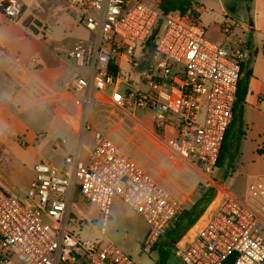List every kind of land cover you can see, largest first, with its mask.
Listing matches in <instances>:
<instances>
[{"label": "built area", "instance_id": "built-area-1", "mask_svg": "<svg viewBox=\"0 0 264 264\" xmlns=\"http://www.w3.org/2000/svg\"><path fill=\"white\" fill-rule=\"evenodd\" d=\"M62 1L90 35L67 51L76 73L65 93L84 108L103 104L127 115L148 110L150 129L133 118L139 133L147 132L172 163L210 173L233 120L247 41H209L201 4L164 14L161 0ZM0 12L20 25L24 4L0 0ZM236 25L227 20L224 34H233ZM151 38L152 53L145 47ZM139 45L145 89L127 84L120 90L110 65L133 58ZM95 143L87 162L68 156L62 168L38 164L25 203L0 180V264H135L106 238L115 195L148 225L145 252L175 223L182 202L108 137L96 132ZM212 207L196 234L177 242L176 257L183 264H264V177L256 178L245 199L217 186ZM82 227L102 240L73 233Z\"/></svg>", "mask_w": 264, "mask_h": 264}, {"label": "crops", "instance_id": "crops-1", "mask_svg": "<svg viewBox=\"0 0 264 264\" xmlns=\"http://www.w3.org/2000/svg\"><path fill=\"white\" fill-rule=\"evenodd\" d=\"M218 1L223 7L225 5L236 6L229 10L226 7L222 8V14L226 19L233 18L240 21H236L237 25L230 37H224L223 25L220 27L222 31L220 44L229 46L237 36H241L248 43L249 59L251 58V63H244L247 69H251L252 76L248 81L245 98L244 136L240 144L239 163H237L239 171L231 178H235V184L238 183L237 187H241L237 176L245 175V166H253L264 157V0ZM22 2L24 14L20 25L13 24L0 12V138H11L17 143L22 138H26L33 145L36 142L38 144L40 138L44 140L50 132L55 142V152L52 156L47 158L41 156L48 162L34 161L29 166L23 157L21 159L23 167L31 172L35 171V167L40 163L62 168L64 159L68 156H79L83 162H87L90 152L96 146L95 133L100 132L110 139L113 130L123 121H131L134 137L147 135L156 147V143L147 132L139 133L133 121V118H137L144 123L147 129H150L152 118L148 110L127 112L131 115L129 117L103 104H91L84 108L78 97L65 93L64 87L75 77L76 73L67 55L73 42L55 47V42L48 41L47 28L41 21L40 5L37 0H22ZM77 22L84 28L79 19ZM32 59L36 62H32ZM22 112H34L40 120L46 119V123L49 124L47 129L43 126L40 136L34 134L28 121L23 118ZM146 112H149L150 124L140 118L141 114L145 115ZM163 154L166 157L165 161L178 165L172 163L165 153ZM189 168L193 172H199L193 167ZM159 173L160 179L155 177L163 183V173L160 171ZM257 177H264V174L252 178L245 188L244 196L234 193L240 198H247L251 185ZM170 192L179 200L180 197L183 199L185 193L182 192L179 197L172 191ZM209 208L212 209V205ZM183 210H185L184 207ZM209 215L210 213L208 215L204 213L199 218L185 234V241L196 234Z\"/></svg>", "mask_w": 264, "mask_h": 264}, {"label": "rangeland", "instance_id": "rangeland-1", "mask_svg": "<svg viewBox=\"0 0 264 264\" xmlns=\"http://www.w3.org/2000/svg\"><path fill=\"white\" fill-rule=\"evenodd\" d=\"M37 2L40 5L41 21H43L47 28L48 41L55 42V47L64 44L68 45L70 42H75L80 39L86 41L89 39V32L82 28L77 22L78 15L76 13L70 14L66 12L64 10L65 3L62 0H37ZM180 3L186 6V8L190 5L201 4L205 10L200 16V22L207 31L206 38L213 43L223 45L219 42L222 36L220 27L224 25L227 20L231 19H226L222 14V8L226 7L229 10L232 7L236 8V6L225 5L223 7L219 4L218 0H181ZM243 9L244 7L242 8V12ZM173 12L175 13V11ZM232 20L240 22L233 18ZM223 36L230 37L231 35L223 34ZM239 40H243V37L237 36L229 46H233ZM142 49V46L139 45L133 58L125 57L124 59L116 60L117 65L120 67V90L129 87L127 84L131 85L134 89H145V86L140 81L143 71L141 66V59L143 57ZM129 110L132 111V108H129ZM22 114L23 118L28 121L32 132L37 136H40L43 126L46 127L44 129H47L49 124L46 123V119L42 118L40 120L34 115V112H22ZM140 118L150 124L149 112H146L145 115L141 114ZM130 122H121L118 127L113 130L110 139L118 146H123L126 154L152 175L160 179L159 171L162 172L164 177L163 180L161 179L163 182L162 184L174 194L180 197L182 192H185L183 199L180 197L184 209L191 208L195 204L200 197V189L202 187H227L233 192L239 193L240 196H244L245 188L252 178L256 175L264 174V157L253 166H245V175L241 177L237 176L240 182L237 181L241 183V187H237L238 183L235 184V178L224 181L216 170H212L207 175H204L197 171L193 172L189 166L181 164L173 165L165 161L166 157L163 154L164 152L155 144L157 149L147 135L134 137L133 124ZM54 145V138L50 132H48L44 140L40 138L39 143L37 144L36 142L33 145L30 144L26 138H22L18 143L11 138H0V180H2L7 187L9 186V189L12 188V191L18 195L24 203L35 178V171L31 172V170L25 169L21 159L24 157L29 163V166H31V163L34 161L48 162L46 158L52 156L55 152ZM58 152L61 151L58 150ZM41 156L46 158L42 159ZM237 163H239L238 158ZM236 171L237 173L239 171L237 164ZM210 205H212V203ZM209 213H213V211L208 207L205 214L208 215ZM94 223L98 224V221L95 220ZM106 231V238L126 253L135 264H159L162 258L168 259L166 264H183L176 257L174 247L177 242L182 241L183 243V241H185V235L177 240L175 245L170 242L166 244L160 240L158 245L151 252H145L142 248V243L149 231V227L146 222L117 195L114 196L112 201L110 220ZM73 233L83 240H102L98 232L92 231L86 227H82L80 230L74 229ZM262 236L264 237V231Z\"/></svg>", "mask_w": 264, "mask_h": 264}, {"label": "trees", "instance_id": "trees-1", "mask_svg": "<svg viewBox=\"0 0 264 264\" xmlns=\"http://www.w3.org/2000/svg\"><path fill=\"white\" fill-rule=\"evenodd\" d=\"M180 1L181 0H161L160 8L164 14H168L173 11L185 12L186 6L181 5ZM153 41L154 38H151L145 45L146 49L149 50L150 53H152L154 49ZM246 62L251 63V58H248ZM110 72L115 77L119 76L120 69L116 64V61H113L110 65ZM251 76V69H247L246 65L243 64L242 77L239 82L237 100L234 106L233 120L227 130L219 158L217 160L216 166L213 169L217 171L224 181L231 179L237 172V158L240 152V144L244 136L243 116L245 109V98L248 91V81ZM216 194L217 187H202L200 189L199 199H197L191 208L182 211L175 223L167 230L165 235L160 240H162L163 243L167 244L170 242L171 244L175 245L176 241L182 238V236L185 235L205 213L206 209L214 200ZM167 260V258H162L159 264H166Z\"/></svg>", "mask_w": 264, "mask_h": 264}]
</instances>
